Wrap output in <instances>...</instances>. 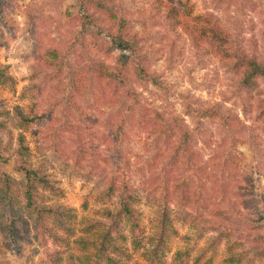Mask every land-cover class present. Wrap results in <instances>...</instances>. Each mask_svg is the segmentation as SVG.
<instances>
[{"label":"trees","instance_id":"trees-1","mask_svg":"<svg viewBox=\"0 0 264 264\" xmlns=\"http://www.w3.org/2000/svg\"><path fill=\"white\" fill-rule=\"evenodd\" d=\"M146 1L149 17L179 28L198 50L219 60L236 88L254 96L249 107L254 111L248 122L222 102H201L188 93L182 96L183 113L167 103L152 105L135 87L154 72L124 0H77V12L65 11L64 20L56 18L64 0L31 3L26 8L34 39L26 89L31 107L29 113L14 108V125L20 131L38 126L32 131L35 150L51 152L64 170L93 182L95 202L103 205L100 218L87 220L75 241L84 255L77 263L67 258L68 264H122L121 256L128 255L118 241H129L134 251L147 249L146 264H199L219 245L227 264L264 263V214L237 150L246 144L264 158V29L258 38L254 32L245 36L247 28L254 30L253 13L264 18V0H213L220 10L232 9L224 16H195L184 0ZM45 7L58 16L43 20ZM6 72L0 68V85L13 84ZM2 118L9 111L0 104ZM6 127L0 120V130ZM130 132L142 137L136 159L126 147ZM31 156L23 132L9 157L0 152V252L2 240L32 236L45 247L47 261L61 264V252L47 244L67 242L59 232L75 234L74 213L49 203L63 191ZM11 161L19 178L4 170ZM139 186L158 201L156 231L149 236L136 209ZM175 223L213 233L192 261L189 251L177 253L171 263L164 259Z\"/></svg>","mask_w":264,"mask_h":264},{"label":"rangeland","instance_id":"rangeland-1","mask_svg":"<svg viewBox=\"0 0 264 264\" xmlns=\"http://www.w3.org/2000/svg\"><path fill=\"white\" fill-rule=\"evenodd\" d=\"M43 0H0V68L13 79V84L9 81L0 85V104L9 111V118L0 120L7 123L4 130H0V152L5 157L12 154V149L16 147V139L20 133H24L26 143L30 149L31 161L33 164H41L48 173L51 180L59 187L63 194L58 197H51L49 203L60 205L72 209L74 219L71 226L75 234L67 236L59 232L68 241L51 242L48 241L50 249H57L61 252L64 261L61 264H68L67 258L72 257L77 263L78 258L84 253L76 239L83 235L81 229L89 219L100 218L99 211L103 205L95 202L97 193L96 185L91 181H84L76 175H72L69 170H64L54 159L51 152L41 155L35 150V138L33 130L38 126L33 125L26 130L20 131L14 125V108L21 107L29 113L31 100L27 92L29 76L34 63L32 58L34 39L29 29L27 18V7L32 4H40ZM191 7L193 15H202L205 12H213L219 16H224L232 9L220 10L215 6L213 0H184ZM123 7L134 15V30L142 33L146 52L151 60V70L154 77L150 78L144 86H135L152 105L167 103L179 113H183L182 96L190 94L201 102L218 101L222 102L226 108L240 115L248 122L251 120L253 109V97L245 95L239 91L234 82V76L226 71L219 60L198 50L179 28L169 26L168 23L149 17V3L146 0H124ZM46 15L42 18L45 21L58 16L56 12H51L50 7L44 9ZM78 10L77 0H64L61 20L65 19V11L75 13ZM220 10V11H219ZM233 17L235 14L230 13ZM253 15L254 30L251 26L245 31V36L249 37L253 32L258 38L260 28L264 29V18L260 20L258 14ZM39 17V15H38ZM232 26V24H228ZM248 110L244 114V110ZM189 121L188 118H186ZM41 128V126H40ZM130 139L126 144L130 149V157L136 159V154L142 149L140 137L135 132H130ZM7 141L12 144H7ZM237 150L244 154L245 161L242 170L252 174V179L256 186L254 199L257 208L264 214V158L253 152L246 144L239 145ZM4 170L11 176L19 178L13 170L12 161L4 166ZM136 180V187L139 184ZM139 186L138 202L136 209L140 214V228L145 236L151 235L157 227V199L148 195L147 190ZM153 198V199H152ZM110 206V205H108ZM174 231L169 232L164 246L165 261L171 263L174 256L181 252H190V261L195 259L208 245V239L213 235L210 231L197 232L193 228L182 223H175ZM32 230L30 231V234ZM33 234V233H32ZM128 229H123V236L128 239ZM128 256H121L122 264H146L145 252L147 249L140 248L134 251L129 241H118ZM0 264H51L45 259V247L39 240L31 236V240L1 242ZM226 252L223 245L208 249L206 256L202 257L199 264L210 260V264H227ZM254 264H264L254 261ZM192 262H190L191 264Z\"/></svg>","mask_w":264,"mask_h":264}]
</instances>
